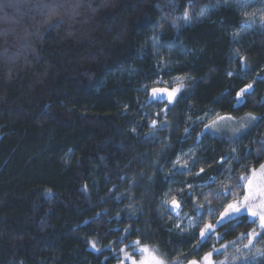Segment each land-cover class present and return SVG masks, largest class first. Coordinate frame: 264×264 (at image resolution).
I'll list each match as a JSON object with an SVG mask.
<instances>
[{
	"label": "clouds",
	"instance_id": "1",
	"mask_svg": "<svg viewBox=\"0 0 264 264\" xmlns=\"http://www.w3.org/2000/svg\"><path fill=\"white\" fill-rule=\"evenodd\" d=\"M119 11L120 0H0V82L8 84L33 71L54 32L61 40L86 44ZM134 11L115 37L128 56L115 62L108 57L102 74L83 73L96 93L108 85L109 77L128 81L140 105L132 110L128 103H118L113 115L123 123L97 125L101 137L108 139L94 140L104 147L115 142V132L141 146L128 163L114 166L105 185L104 198L114 205L107 209L108 220H115L118 229L115 264L120 257L125 264H140L142 246L162 264H204L208 253L212 264H264V227L258 216L246 208L225 211L244 195L251 170L264 164V114L237 113L227 131L205 132L209 127L198 112L207 105L196 96L203 77L192 63L202 49L182 39L206 25L222 24L223 13L232 22L225 30L231 55L246 58L239 45L248 35L244 29L264 32V0H140ZM134 24L133 41L129 32ZM177 74L184 76V87L171 101L166 95H151L158 78L171 85ZM96 156L101 162L108 159L99 151ZM84 159L69 149L60 163L75 172ZM173 197L178 206L170 203Z\"/></svg>",
	"mask_w": 264,
	"mask_h": 264
},
{
	"label": "trees",
	"instance_id": "2",
	"mask_svg": "<svg viewBox=\"0 0 264 264\" xmlns=\"http://www.w3.org/2000/svg\"><path fill=\"white\" fill-rule=\"evenodd\" d=\"M139 2L120 0L114 21L108 20L89 43L61 40L54 32L33 71L11 83L0 82V264H115L118 229L115 220H108L107 209L114 205L104 198L105 185L114 166L128 163L141 146L115 132V142L104 147L94 140L108 139L97 125L116 121L118 103L126 102L132 110L140 105L128 81L109 77L96 93L83 73L102 74L108 57L115 62L128 56L115 37L123 22L134 18ZM220 20L222 24L206 25L182 38L189 47L202 49L200 59H192L203 77L196 96L207 105L198 115L236 120L237 113L246 117L248 110L264 114V32L240 25L248 33L239 45L247 54L245 64L231 55L225 35L231 18L221 13ZM132 29L134 41L135 24ZM176 83L160 77L154 86ZM248 84L252 89L237 99L236 91ZM69 149L85 158L75 172L60 163ZM97 151L108 159L101 162Z\"/></svg>",
	"mask_w": 264,
	"mask_h": 264
},
{
	"label": "snow or ice",
	"instance_id": "3",
	"mask_svg": "<svg viewBox=\"0 0 264 264\" xmlns=\"http://www.w3.org/2000/svg\"><path fill=\"white\" fill-rule=\"evenodd\" d=\"M240 60L242 62L246 61L245 57H240ZM177 83L175 86L169 88L166 87H152L151 88V95L155 96L158 94H165L168 99L171 101L177 92L180 91L182 87H184V77H176ZM253 85L248 84L243 88H240L239 91H236V98H241L245 93H247L250 89H252ZM231 117L228 116H217L215 120H212L210 124H207L206 127L215 128L219 121H223L225 119H230ZM155 123V122H153ZM173 205H177V202L175 200V197L172 198L170 201ZM242 208H246L249 215L252 216H258L259 223L261 227H264V164H262L259 169H252L251 174L247 177L246 183H245V193L243 196L237 197L231 201V203L226 207L225 211H239ZM257 209H260L261 211H257ZM90 246L96 250L97 249L95 242H90ZM140 251L143 253V256L141 257L140 264H152V262H155V264H162L158 260V258L155 256V254L148 249L147 246H142L140 248ZM121 252L124 253L125 257H127V253L124 252V249L121 248ZM204 264H212L211 261V253H208L205 255V257L202 258ZM119 264H125V261L121 259L119 261ZM189 264H198L196 260H192L189 262Z\"/></svg>",
	"mask_w": 264,
	"mask_h": 264
},
{
	"label": "rangeland",
	"instance_id": "4",
	"mask_svg": "<svg viewBox=\"0 0 264 264\" xmlns=\"http://www.w3.org/2000/svg\"><path fill=\"white\" fill-rule=\"evenodd\" d=\"M161 95H165V94L161 93ZM217 116L218 115H207V116L204 117V119H205L207 124H210L212 120H215L217 118ZM235 121H236L235 119L234 120L233 119H225L223 121H219L215 128L209 127L207 130L210 131V132L211 131L214 132L217 129H220L221 131H227L235 123ZM122 259H123V257H122Z\"/></svg>",
	"mask_w": 264,
	"mask_h": 264
}]
</instances>
